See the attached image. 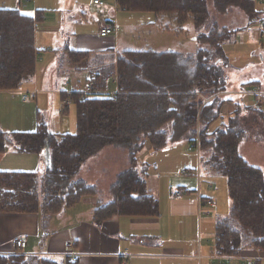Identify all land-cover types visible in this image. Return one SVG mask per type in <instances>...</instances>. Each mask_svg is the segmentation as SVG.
Instances as JSON below:
<instances>
[{"label": "trees", "instance_id": "obj_1", "mask_svg": "<svg viewBox=\"0 0 264 264\" xmlns=\"http://www.w3.org/2000/svg\"><path fill=\"white\" fill-rule=\"evenodd\" d=\"M207 1L115 0L119 9L152 13L153 24L162 26V22L163 30L171 25L178 32H184L182 26L187 22L197 31L204 28L209 20ZM212 2L221 14L236 8L249 24L262 22L264 40V15L256 8L258 0ZM36 22V17L17 9L0 8V90L18 89L33 76ZM239 31L212 22L206 32L195 36L200 47L191 55L172 50L123 51L116 61L114 95L70 94L76 111L74 133H52L42 120L34 132L0 130V153L11 145L20 153L49 155V166L40 177L35 172H0V212L47 217L95 195L94 187L74 178L88 158L106 146H115L128 150L130 167L111 186L112 201L96 205L93 221L100 224L113 215L156 216L157 200L146 191L145 171L138 168L137 156L147 143L153 151H160L169 141L189 137L190 145L209 152V168L226 178L235 227L225 219L217 223L218 251L238 255L246 242L264 250V175L239 154L244 132L236 118L230 120L235 124L210 131L220 116L221 101L216 95L226 88L224 68L229 62L224 45ZM0 264L55 263L17 253L0 256Z\"/></svg>", "mask_w": 264, "mask_h": 264}, {"label": "crops", "instance_id": "obj_2", "mask_svg": "<svg viewBox=\"0 0 264 264\" xmlns=\"http://www.w3.org/2000/svg\"><path fill=\"white\" fill-rule=\"evenodd\" d=\"M9 1L11 6L15 4V0ZM103 1L104 5L100 6L94 4L93 0H58L54 5L48 6L47 0H17L16 7H7L36 17L35 72L24 80L20 88L0 90V130L8 133L34 132L38 120H42L48 124L52 133L64 134L68 131H64V127L57 121L54 127H51L50 122L42 118V110L60 116L62 111H56L60 105L61 110L64 108L63 99H69L70 94L74 92L84 94V89L89 85L102 92V95L111 96L116 93V89L111 92L106 90L109 79L116 85V61L121 53L116 55L115 64L108 74H101L98 70L91 71L88 60L91 53L85 47L91 33L88 34L82 27V22L94 19L98 23V34L93 33L94 36L106 38L116 33V27L111 20L118 19V11L123 10L118 8L115 0ZM259 3L256 8L264 15V0H258ZM107 5L109 16L97 20L92 14V7L108 9ZM59 25L62 27L59 28ZM76 25L79 26L78 29ZM262 25V22L258 21L249 24L247 20L245 27L235 29H240L239 32L244 29L250 32L255 28V33L261 38ZM102 26L110 27L114 32L101 36L99 28ZM201 30L196 31L200 33ZM252 34L253 32H250L249 36ZM195 36L193 39L196 41ZM197 43L198 49L200 44ZM197 49L181 54L191 55ZM260 59L263 60L262 55ZM262 82L250 79L245 83L236 81L232 87L226 82L225 90L216 95L221 101L220 116L215 121L219 123L218 126H213L214 122L210 131L222 128L227 121L229 126L235 124L236 122L230 121L235 118L238 124L247 118L252 119L255 127L264 124ZM255 89L262 93L260 104L254 103ZM24 95H27L29 100L25 101ZM66 105L64 114H68L71 106L74 107L71 101ZM29 109V115L26 116ZM74 112L76 114V111ZM75 125L76 122H70L69 130H73ZM169 142L160 151H153L149 144H146L137 156L138 168L142 166L145 171V159L153 153L166 151ZM175 148L179 149L178 146H170L169 149ZM187 150H196V154L194 157L189 154L186 157L185 152L177 150L175 159H184L186 162L180 173H172L174 176L167 179L163 193L156 185L151 187L150 177L145 172L146 191L157 200L156 216L113 215L100 224H95L93 219L96 205H105L112 201L111 186L116 182L117 176L130 167L128 150L115 146L102 148L80 166L75 177L76 180L94 187L95 195L83 197L73 206L47 217L35 213L0 212V256L9 257L17 253L39 256L55 264H213L214 261L220 264H264V250L251 247L249 242L244 243L238 255H225L218 251L215 243L217 223L225 219L235 227L230 215L232 204L227 192L226 178L209 168L206 163L210 158L208 151H203L198 146L193 147L190 143ZM202 152L208 154L202 157ZM239 154L241 156L240 151ZM99 161L102 163L99 164ZM248 164L260 169L264 175L263 166ZM47 168L45 156L20 153L11 145L0 153V172H35L42 175ZM183 170L186 172H182ZM104 184L110 194H105L104 199H101L98 195L99 185ZM218 187L222 196L224 193L226 208H230L228 215H223L218 209ZM178 188L185 189L186 193L178 198L173 197L172 193ZM206 200H211V204L202 205ZM211 216H216L213 225ZM16 236L23 238L27 243L23 252H19L12 242ZM68 243L72 244L70 248L67 247ZM66 253L75 254L76 261H67L64 257Z\"/></svg>", "mask_w": 264, "mask_h": 264}, {"label": "rangeland", "instance_id": "obj_3", "mask_svg": "<svg viewBox=\"0 0 264 264\" xmlns=\"http://www.w3.org/2000/svg\"><path fill=\"white\" fill-rule=\"evenodd\" d=\"M57 1L58 0H47V5L52 6ZM9 2V0H0V7H16L17 0H15L13 6H11ZM256 5H260V3L258 4L257 2ZM207 6L209 10V20L204 28H202V32H206L212 22H217L219 26H225L228 27V29L243 28L247 25V16L238 9L233 8L226 14H221L215 9L212 0L207 1ZM107 8L108 9L93 6L92 14L97 17V20L101 17H108L107 10H109V5H107ZM118 12L120 17L111 20L116 27V36L115 34L109 35L106 38L94 36L93 33L98 34V23L94 19H89L88 22H82L83 30H87L88 34L91 33V37L88 39V43L85 46L91 53L88 59L91 71L98 70L101 74H108L115 64L116 55L126 50L152 49L157 52L172 50L184 54L194 52L198 47V43L193 39L198 32L194 29L191 22H187L182 26L184 32L175 31L171 25L167 30H163L162 22V26H160V24L158 26L157 24H150L154 21V15L152 13ZM159 17L162 18V15ZM60 27L62 26L59 25V28ZM75 27L77 29L79 28L78 25ZM250 32H253L252 36H249ZM250 32L244 29L236 35L234 40L227 42L224 46V53L227 59H229V65L224 68L226 82L229 87H232L236 81L245 83L249 79L263 81L262 83H264V40L257 36L255 28ZM260 55L263 56V60L260 59ZM107 83L108 88L106 91L111 92L116 89V85L112 79H109ZM70 101V98L66 99L65 97L63 99L65 105L63 106L64 109H66V103ZM259 102L254 99L255 104H260ZM41 108L43 109V107ZM61 108L62 105L57 108L56 113L62 111ZM50 110L51 109H49V111ZM29 111L30 109L27 111L26 116L29 115ZM74 111V107L71 106L68 114H64L62 111L63 114L61 113L60 116H57L55 113L44 110L41 111V114L46 122H50L51 127H54L57 121L64 127V131H68L67 133H74L76 131V125L72 128L73 130H69L71 129L70 122H72V124L75 123ZM7 123L8 122H6V124ZM218 123L219 122H215L213 126H218ZM244 124L246 128H244ZM238 125L243 127L241 130L245 133V138L239 146L242 158L248 163L264 167V124L255 127L252 119L247 118V120L239 122ZM226 126H229L228 121L223 127L225 128ZM168 129V126L164 128V130ZM189 143V137L182 138L176 142H169V148L170 146H178L179 149L175 148L170 150L168 148L166 151L153 153L145 159V162L148 164H145V172L150 177L151 187H153L154 184L158 187L159 191L163 193L162 190L165 182L167 184V179L170 176H174L172 173H180L183 164L186 162L184 159L181 161L175 159L177 150L185 152L186 157L188 154L190 157H194L196 154V150L188 152L187 148H189ZM205 154H208V152H202V157ZM165 155H167V157H165ZM101 163L102 161H99V164ZM38 176L40 177L41 174H38ZM75 180L76 178H74V181ZM105 187V184L99 185L98 195L101 199L105 194H110L108 193L109 190L105 189ZM216 193L217 206L220 213L228 215L230 208H226L227 205H225L224 193L222 196L219 187ZM204 204L203 201L202 205ZM210 218L213 221L212 225L215 224L216 216H211ZM213 264L220 263L214 261Z\"/></svg>", "mask_w": 264, "mask_h": 264}, {"label": "built area", "instance_id": "obj_4", "mask_svg": "<svg viewBox=\"0 0 264 264\" xmlns=\"http://www.w3.org/2000/svg\"><path fill=\"white\" fill-rule=\"evenodd\" d=\"M23 1H28V0H23ZM93 2H94V4H97V5H100V6L104 5V1L103 0H93ZM113 32H114V29H112L110 27H103L102 26L101 28H99V34L101 36H106L108 34H112ZM83 93L87 94V95H92V96L102 95V92H100L96 88H93L92 86H87L84 89ZM253 93H254L255 99L258 102L259 101L262 102V98L263 97H262V93L259 91V89H255ZM24 100L25 101L29 100V97L27 95H24ZM261 102H259V103H261ZM182 172H186V170L185 171L183 170ZM185 193H186L185 189L178 188V189L174 190V192L172 193L173 194L172 196L178 198V197L182 196ZM204 203L206 205L211 204V200H206ZM12 242H13L14 246L17 248V250L19 252H23L26 249V247H27L26 241L23 238L19 237V236L14 237L12 239ZM71 245L72 244L68 243L67 247L70 248ZM38 255H40V254H38ZM64 257L66 258L67 261L72 262V263H74L76 261V259H77L75 254H73V253H66V254H64Z\"/></svg>", "mask_w": 264, "mask_h": 264}, {"label": "water", "instance_id": "obj_5", "mask_svg": "<svg viewBox=\"0 0 264 264\" xmlns=\"http://www.w3.org/2000/svg\"><path fill=\"white\" fill-rule=\"evenodd\" d=\"M48 153L45 154V160H46V166H49V161H48Z\"/></svg>", "mask_w": 264, "mask_h": 264}]
</instances>
